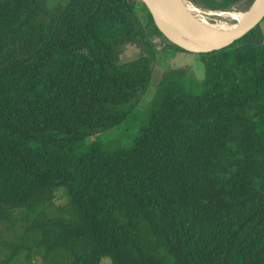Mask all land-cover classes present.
<instances>
[{
    "label": "trees",
    "instance_id": "16d2710c",
    "mask_svg": "<svg viewBox=\"0 0 264 264\" xmlns=\"http://www.w3.org/2000/svg\"><path fill=\"white\" fill-rule=\"evenodd\" d=\"M140 4L162 37L142 0H0V264H264L263 32L201 53L202 80L166 74L110 148L98 134L154 69L152 52L120 60L154 44Z\"/></svg>",
    "mask_w": 264,
    "mask_h": 264
},
{
    "label": "rangeland",
    "instance_id": "374dc122",
    "mask_svg": "<svg viewBox=\"0 0 264 264\" xmlns=\"http://www.w3.org/2000/svg\"><path fill=\"white\" fill-rule=\"evenodd\" d=\"M243 2L234 3L227 9L245 10L248 7H242ZM135 12L140 18L146 35L150 37L154 43L152 46H137L129 43L125 45V51L120 55V60L125 62L132 58L138 57L141 54L154 53V69L149 82V86L140 96L139 101L134 106L131 115L122 122L119 126L100 132L98 135L103 145L110 148L120 147L129 148L132 145L134 138L140 133L141 129L148 124L149 116L155 102V94L158 85L162 82L165 75L177 74L182 72L185 76H194L200 80L204 76V65L200 54L188 53L170 47L165 39L153 33V27L150 23L149 15L144 5H136ZM214 22L215 20H211ZM225 21H227L225 19ZM227 22H233L229 19ZM264 35V32H263ZM264 39V36H263ZM202 80V79H201ZM97 138V135L90 136L85 139V143L89 144ZM55 205L63 206L66 203V198L63 196V191L59 189L55 198ZM0 247L2 243L0 242ZM6 251H1L0 256L5 257ZM35 264H39V257L34 256ZM100 264H112L110 257H103Z\"/></svg>",
    "mask_w": 264,
    "mask_h": 264
},
{
    "label": "water",
    "instance_id": "95a60500",
    "mask_svg": "<svg viewBox=\"0 0 264 264\" xmlns=\"http://www.w3.org/2000/svg\"><path fill=\"white\" fill-rule=\"evenodd\" d=\"M153 17L154 24L162 33V37L170 45H175L188 53H209L223 49L237 41L248 39L264 32V6L253 12L257 1L245 10L212 9L186 0L193 6L211 11L245 12L242 20L228 22L236 26L227 32H220L198 20L185 5V0H142ZM230 17L226 19L227 21Z\"/></svg>",
    "mask_w": 264,
    "mask_h": 264
},
{
    "label": "bare ground",
    "instance_id": "6f19581e",
    "mask_svg": "<svg viewBox=\"0 0 264 264\" xmlns=\"http://www.w3.org/2000/svg\"><path fill=\"white\" fill-rule=\"evenodd\" d=\"M184 3L185 5H187L191 13L198 18V20L211 27L210 29L212 32V28L220 32L231 31L236 26V24H229L227 21H225V19H228L230 17L232 20L234 19L236 21H239L245 18V16H247L245 12L203 10L193 6L190 2L186 0L184 1ZM262 6H264V0H258L257 6L253 8V12L258 10V8ZM211 20L215 21L212 22Z\"/></svg>",
    "mask_w": 264,
    "mask_h": 264
},
{
    "label": "flooded vegetation",
    "instance_id": "af4514ba",
    "mask_svg": "<svg viewBox=\"0 0 264 264\" xmlns=\"http://www.w3.org/2000/svg\"><path fill=\"white\" fill-rule=\"evenodd\" d=\"M239 2H242V0L241 1H239ZM238 3V2H237Z\"/></svg>",
    "mask_w": 264,
    "mask_h": 264
}]
</instances>
